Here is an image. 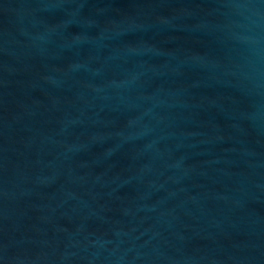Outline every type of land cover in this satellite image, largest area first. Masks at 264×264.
<instances>
[{"label":"water","instance_id":"water-1","mask_svg":"<svg viewBox=\"0 0 264 264\" xmlns=\"http://www.w3.org/2000/svg\"><path fill=\"white\" fill-rule=\"evenodd\" d=\"M0 184L264 264V0H0Z\"/></svg>","mask_w":264,"mask_h":264}]
</instances>
